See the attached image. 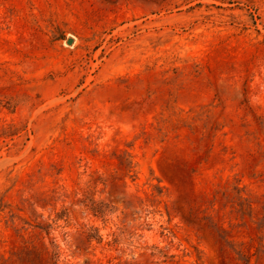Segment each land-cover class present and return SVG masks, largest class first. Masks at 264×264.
<instances>
[{
  "label": "rangeland",
  "instance_id": "rangeland-1",
  "mask_svg": "<svg viewBox=\"0 0 264 264\" xmlns=\"http://www.w3.org/2000/svg\"><path fill=\"white\" fill-rule=\"evenodd\" d=\"M243 255L264 264V0H0V264Z\"/></svg>",
  "mask_w": 264,
  "mask_h": 264
},
{
  "label": "trees",
  "instance_id": "trees-1",
  "mask_svg": "<svg viewBox=\"0 0 264 264\" xmlns=\"http://www.w3.org/2000/svg\"><path fill=\"white\" fill-rule=\"evenodd\" d=\"M44 227V226H42ZM222 233H225L226 231L225 230H220ZM56 256H58V253H55ZM243 260H244V264H251V256H246V255H243ZM55 264H58L55 263Z\"/></svg>",
  "mask_w": 264,
  "mask_h": 264
},
{
  "label": "water",
  "instance_id": "water-1",
  "mask_svg": "<svg viewBox=\"0 0 264 264\" xmlns=\"http://www.w3.org/2000/svg\"><path fill=\"white\" fill-rule=\"evenodd\" d=\"M67 42H68L69 44H72V42H73V38H72V37H69V38L67 39Z\"/></svg>",
  "mask_w": 264,
  "mask_h": 264
}]
</instances>
